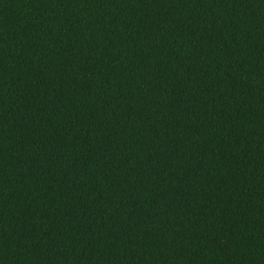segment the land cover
<instances>
[{
	"label": "trees",
	"instance_id": "1",
	"mask_svg": "<svg viewBox=\"0 0 264 264\" xmlns=\"http://www.w3.org/2000/svg\"><path fill=\"white\" fill-rule=\"evenodd\" d=\"M0 264H264V0H0Z\"/></svg>",
	"mask_w": 264,
	"mask_h": 264
}]
</instances>
